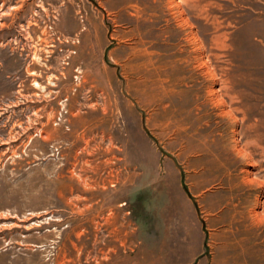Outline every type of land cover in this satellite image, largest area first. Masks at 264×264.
<instances>
[{"label":"rangeland","instance_id":"1","mask_svg":"<svg viewBox=\"0 0 264 264\" xmlns=\"http://www.w3.org/2000/svg\"><path fill=\"white\" fill-rule=\"evenodd\" d=\"M0 264H264V0H0Z\"/></svg>","mask_w":264,"mask_h":264}]
</instances>
